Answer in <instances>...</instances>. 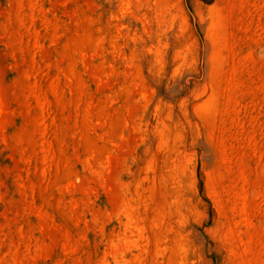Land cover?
I'll list each match as a JSON object with an SVG mask.
<instances>
[{
  "label": "rangeland",
  "instance_id": "obj_1",
  "mask_svg": "<svg viewBox=\"0 0 264 264\" xmlns=\"http://www.w3.org/2000/svg\"><path fill=\"white\" fill-rule=\"evenodd\" d=\"M0 264H264V0H0Z\"/></svg>",
  "mask_w": 264,
  "mask_h": 264
}]
</instances>
